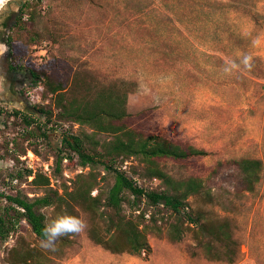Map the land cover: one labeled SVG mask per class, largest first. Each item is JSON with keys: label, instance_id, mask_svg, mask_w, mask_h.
<instances>
[{"label": "rangeland", "instance_id": "1", "mask_svg": "<svg viewBox=\"0 0 264 264\" xmlns=\"http://www.w3.org/2000/svg\"><path fill=\"white\" fill-rule=\"evenodd\" d=\"M15 1L9 0L0 12V45L4 49L0 54V192L33 200L49 190L62 195L81 181H90L95 186L91 195L104 198L114 181L104 168L82 167L77 159L64 160L60 171L56 170L63 131L89 134L92 131L87 127L50 124L43 128L47 139H24L22 116H14V111L43 126L44 117L33 108L52 110L54 118L57 112L42 81L33 84L24 70L17 71L19 82L13 81L15 77L7 78L4 39L12 35L25 51V59L57 80L65 81L75 70L83 69L104 83L114 79L136 81L138 88L129 95L128 111H149L143 124L147 132L209 153L166 166L176 177L202 178L218 196V203L198 206V198L192 197L189 212L194 215L199 207L206 217L227 221L232 240L226 251L223 244L199 233L187 221L177 224L180 239L171 240L168 234L175 219L143 200L135 207L139 209L136 212L123 203L121 214L144 211L146 220L155 215L159 229L147 235L149 253L113 254L93 243L87 235L89 217L76 209L70 214L87 222L84 232L67 236V242L59 239L58 250L48 252L39 247L40 240L22 220L5 242L0 241V264H264V0H250L247 11L228 15L242 39L211 43L200 38L196 25L189 22L190 6L175 0H41L38 21L31 24L23 19L20 31L11 29L18 5L25 0ZM178 19L183 21L179 25ZM175 26L181 29L179 33ZM35 33L39 38L31 43ZM245 55L252 57L250 70L241 63ZM231 63L238 67L225 72ZM35 147L38 154L32 151ZM243 158L263 163L262 178L254 193L245 192L240 183L235 162ZM121 168L138 186L162 190L158 180L143 176L137 159L127 160ZM25 169L32 170L33 175L22 180L11 177ZM35 173L47 177L49 185L33 183ZM126 196L131 198L127 192ZM8 205L0 198V213ZM38 211L47 221L62 214L56 205ZM207 245L218 250L212 253L213 258L206 255ZM14 249L27 250L40 261L29 258L14 263Z\"/></svg>", "mask_w": 264, "mask_h": 264}, {"label": "trees", "instance_id": "2", "mask_svg": "<svg viewBox=\"0 0 264 264\" xmlns=\"http://www.w3.org/2000/svg\"><path fill=\"white\" fill-rule=\"evenodd\" d=\"M175 1L190 6L189 22L196 25L200 38L209 39L208 43L214 40L218 42L242 39L239 32L235 31L228 15L250 8L248 5L250 0ZM40 3L41 0H25L19 8L11 30H23L25 24L23 19L35 24L40 18L38 10ZM182 22V19H178L176 23L179 25ZM175 27L179 33L181 29ZM38 38L39 34L35 33L30 42L34 43ZM15 39L17 38L12 35L4 39V44L8 48V66L16 72L20 70L27 72L33 84L42 81L44 90L51 96V104L57 112L54 118L52 110L34 107L39 116L45 119L43 126L39 121L14 111V116H22L20 121L26 133L23 134L24 139L27 141L47 139L46 130L43 128L50 124L57 126L74 123L82 128L87 127L92 131L89 134L83 131L79 135H74L68 130L63 131L60 139L61 148L55 162L56 170L60 171L64 160L72 162L77 159L82 167L104 168L113 176L114 181L104 198L101 194L91 195L95 186H91L90 181H81L78 186H73L71 191H65L62 195L49 190L46 195L33 200L19 194L9 195L1 192L0 198L9 204L8 208L0 213L1 242L8 239L22 220L37 239H42V229L49 220L47 221L38 210L56 205L61 213L70 214L78 209L86 214L89 217L88 238L105 250L113 254L127 253L137 256L149 253L151 247L147 235L159 229L155 215L150 214L146 220L144 211L128 216L121 214L123 203L127 202L132 211L136 212L139 209L135 207L144 200L149 207L165 210L175 219L168 234L171 240L180 239L181 230L177 224L187 221L195 225L199 233L208 235L229 251V242L232 239L227 221L206 217L205 211L199 207L195 209L194 215L189 212L192 197L198 198L200 202L198 206L211 207L218 203V196L212 193L201 177L192 175L176 177L166 166V163L183 164L206 157L209 155L206 150L147 132L143 124L148 118L149 111L139 114L128 111L129 95L135 93L138 88L136 81L114 79L104 83L92 72L83 69L75 70L65 81L57 80L45 71L34 68L29 60L25 59V51L17 46ZM32 151L38 154L36 147ZM132 158L141 164L143 176L158 180L162 190L140 187L126 175L121 166ZM235 165L243 190L254 193L262 178V161L243 158L237 160ZM32 175V170L25 169L24 172H16L11 177L22 180ZM32 182L49 185L48 178L40 173H35ZM126 192L131 198L126 196ZM67 239V236L60 238L62 242H67ZM217 251H213L211 245L206 246V255L210 258H213L212 253ZM12 254L15 258L11 261L14 263L27 259L40 261L27 250L14 249Z\"/></svg>", "mask_w": 264, "mask_h": 264}, {"label": "clouds", "instance_id": "3", "mask_svg": "<svg viewBox=\"0 0 264 264\" xmlns=\"http://www.w3.org/2000/svg\"><path fill=\"white\" fill-rule=\"evenodd\" d=\"M9 3V0H0V12L5 9V5ZM258 42V41H257ZM3 46L0 45V54H2ZM242 65L246 69L252 67V57L245 55L241 61ZM238 65L231 63L226 67L225 72H230L232 69H236ZM87 228V222L77 216H73L66 212L58 214L55 218L50 219L42 229V239L39 241V247L48 252H56L57 241L63 236H75L84 232Z\"/></svg>", "mask_w": 264, "mask_h": 264}, {"label": "flooded vegetation", "instance_id": "4", "mask_svg": "<svg viewBox=\"0 0 264 264\" xmlns=\"http://www.w3.org/2000/svg\"><path fill=\"white\" fill-rule=\"evenodd\" d=\"M19 1H20V0H16L15 3L18 4ZM6 69H7V74H6V75H7V78L11 80V79H13V78L15 77V78L13 79V81H15V82H19L18 79H17V78L19 77V75L17 74V72L14 71V70H11V68H10L8 65H7ZM20 82H21V81H20ZM20 84H22V82H21Z\"/></svg>", "mask_w": 264, "mask_h": 264}, {"label": "water", "instance_id": "5", "mask_svg": "<svg viewBox=\"0 0 264 264\" xmlns=\"http://www.w3.org/2000/svg\"><path fill=\"white\" fill-rule=\"evenodd\" d=\"M23 2H21L18 6L20 7L22 5Z\"/></svg>", "mask_w": 264, "mask_h": 264}, {"label": "built area", "instance_id": "6", "mask_svg": "<svg viewBox=\"0 0 264 264\" xmlns=\"http://www.w3.org/2000/svg\"><path fill=\"white\" fill-rule=\"evenodd\" d=\"M23 131V130H22ZM1 191V190H0ZM1 193V192H0Z\"/></svg>", "mask_w": 264, "mask_h": 264}]
</instances>
